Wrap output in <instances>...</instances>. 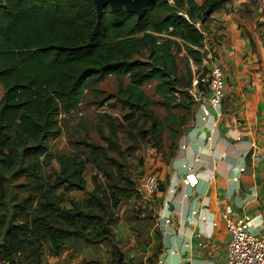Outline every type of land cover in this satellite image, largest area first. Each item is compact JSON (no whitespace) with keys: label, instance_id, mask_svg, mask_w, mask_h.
I'll use <instances>...</instances> for the list:
<instances>
[{"label":"trees","instance_id":"16d2710c","mask_svg":"<svg viewBox=\"0 0 264 264\" xmlns=\"http://www.w3.org/2000/svg\"><path fill=\"white\" fill-rule=\"evenodd\" d=\"M231 1L153 0L138 17L108 5L98 16L93 0H0V264H15L19 255L26 264H43L46 254L65 251L71 257L94 253L77 264H118L120 253L125 260L128 232L137 245L150 243L143 236L152 223L148 205L122 210L140 197L141 174H131L127 156L138 141L150 142L167 159L174 155L197 102L188 60L201 63L205 36L196 24L202 27ZM253 3L246 0L243 9ZM181 51L188 67L179 75ZM108 76L128 81L106 94L97 83ZM146 83L161 100L144 91ZM198 90L205 91L202 83ZM87 91L93 103L113 99L129 108L126 119L139 112L148 126L123 148L118 119L106 114L107 132L98 127L102 142L82 136L73 141L76 152L51 153L49 143L61 133L59 117L73 115ZM154 103L184 113L169 111L159 119ZM90 161L96 174L88 177ZM103 247L104 259L97 254ZM153 259L129 255L124 262L155 264Z\"/></svg>","mask_w":264,"mask_h":264},{"label":"crops","instance_id":"0c3cea01","mask_svg":"<svg viewBox=\"0 0 264 264\" xmlns=\"http://www.w3.org/2000/svg\"><path fill=\"white\" fill-rule=\"evenodd\" d=\"M231 9L202 25L209 59L204 70L216 64L225 72L220 113L207 104L202 119L196 102L174 155L167 159L150 150L145 169L156 173L162 188L149 199L140 194L152 217L143 236L151 241L137 245L128 232L131 246L138 247L129 255L153 257L155 264H226V210L233 219L249 217V230L264 237V67ZM92 254H46L43 264H77ZM97 254L104 259L105 247Z\"/></svg>","mask_w":264,"mask_h":264},{"label":"rangeland","instance_id":"374dc122","mask_svg":"<svg viewBox=\"0 0 264 264\" xmlns=\"http://www.w3.org/2000/svg\"><path fill=\"white\" fill-rule=\"evenodd\" d=\"M241 1L242 0H234L235 4H238ZM245 2H243V4ZM249 5L250 6H247V8L243 9L242 4L240 6L238 4L236 5L237 8H232L231 11L233 12V14H238L240 16V19L238 20L239 26L241 27L240 32L244 38L248 39L249 46L253 50L251 53L254 52L252 55L254 56V54H256L258 63H260V65L264 67V0H254V3ZM241 6L242 8H240ZM205 41L207 42V40ZM202 53L203 57L205 58L207 56L206 50H204ZM187 62V56L184 51L176 53V63L179 75L185 72L186 68L188 67ZM206 65L208 66V62L203 65V70ZM206 71L207 68L205 69L204 73ZM120 81L121 83L126 84L128 79L125 77L117 78L115 76H108L98 81L97 87L104 90L106 94H112L116 92L118 87L117 85ZM142 88L154 100L162 99V97H160L159 95L154 94L153 83H146ZM177 94L180 95L179 93ZM90 99L91 93L87 91L85 99L79 106L78 110L73 113V115L69 117H59V126L61 127V133L57 138L50 141L49 144L51 153L54 154L57 152H76L75 147H73V141L82 136H86L87 139L95 142H102V139H100V135L98 134V127L99 125L103 126L105 132H107L105 123L107 119L106 114L118 119L116 136L119 144L122 145L123 148L128 145H132L135 140H139L138 134L142 129L148 126L146 117L139 114V112L137 111L134 112L133 115L128 117V119H126L127 116L132 113V111L129 108H123L122 106H120V104L117 103V101L113 99L107 100L102 104L93 103ZM151 108L159 119L163 118L169 111L175 112L178 116L184 113V110L180 108H167L161 106L159 103H154ZM193 108L194 107L191 108V112H193ZM186 117H188L186 119V121H188L189 116ZM163 134L164 138L166 139L167 131L164 130ZM137 145V149L132 152L130 156H127L129 170L135 178L138 177L139 174L142 175L147 171V169H145V160L150 150H152L153 148L151 147L152 145L150 142L148 144H144L143 142L138 141ZM80 156L84 158V155ZM85 170V173L88 177L91 174H96V169L93 166L92 161L86 163ZM100 178L101 181L102 177ZM140 203H143L141 197H139L138 201L136 202L128 201L126 203L127 205L125 204L124 206H122V210L125 209L126 206L132 207ZM120 223L121 225L125 223L123 222L122 218ZM117 233L119 234V231ZM123 233L125 234L126 231H123ZM125 240L123 242L122 251L126 254L124 261L128 262V256L133 252L134 248H132L130 242H127ZM135 250L134 254H137L138 250ZM94 251H97V249H94ZM91 254V251H89L86 252L84 256L89 257V255ZM26 259V256L19 255L15 259V264H26Z\"/></svg>","mask_w":264,"mask_h":264},{"label":"built area","instance_id":"2783aa9c","mask_svg":"<svg viewBox=\"0 0 264 264\" xmlns=\"http://www.w3.org/2000/svg\"><path fill=\"white\" fill-rule=\"evenodd\" d=\"M170 4L174 0H168ZM227 7L230 4L226 5ZM182 13V12H180ZM187 19L188 16L182 13ZM200 25V27H199ZM199 29L201 24L197 23ZM200 48L203 52L207 47ZM189 67L193 74L190 92L198 102V110L202 111V119L208 115L206 105L209 104L220 113L221 102L226 84L225 72L220 65H213L205 73L203 65L208 62V54L200 64L189 59ZM204 85L205 91L198 90V84ZM197 115V113H196ZM137 191L146 199L154 196L160 191V182L155 172L147 171L143 173L137 183ZM226 230L229 233L230 241L225 251L226 264H264V237L253 234L249 230V217L233 219L229 215V210L223 213ZM168 222V220L166 219Z\"/></svg>","mask_w":264,"mask_h":264},{"label":"water","instance_id":"95a60500","mask_svg":"<svg viewBox=\"0 0 264 264\" xmlns=\"http://www.w3.org/2000/svg\"><path fill=\"white\" fill-rule=\"evenodd\" d=\"M96 6L97 14L100 16L103 6L108 5L111 10L118 11L122 8L129 12L135 13L138 17H141L146 7L153 0H93ZM118 264H137V263H125L122 258V253L119 254L117 259ZM144 264V263H141Z\"/></svg>","mask_w":264,"mask_h":264}]
</instances>
